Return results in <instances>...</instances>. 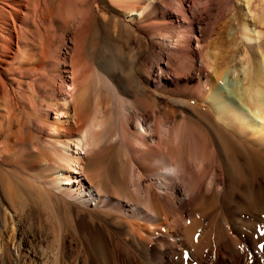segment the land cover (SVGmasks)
I'll return each instance as SVG.
<instances>
[{"label":"bare ground","instance_id":"1","mask_svg":"<svg viewBox=\"0 0 264 264\" xmlns=\"http://www.w3.org/2000/svg\"><path fill=\"white\" fill-rule=\"evenodd\" d=\"M100 1L169 43L176 60L196 71L182 103L190 126L157 122L163 109L149 102L130 69L135 60L113 47L98 0H0V159L24 172L29 167L31 180L67 204L95 203V219L125 248L119 254L140 264H264V249L253 250L224 214L231 205L242 210L236 195L264 213L253 175V167L264 173V0H244L252 24L246 19L240 26L241 71L231 73L201 49L199 27L181 9L163 34L156 24L144 26L155 0ZM236 73L242 78L231 79ZM126 99L140 119L125 108ZM35 127L39 148L27 146ZM179 187L186 194L181 203ZM209 206L217 212L210 247L200 236L201 212ZM116 252L112 264H119ZM96 253L100 264H111L109 253ZM13 256L7 250L4 264Z\"/></svg>","mask_w":264,"mask_h":264},{"label":"rangeland","instance_id":"2","mask_svg":"<svg viewBox=\"0 0 264 264\" xmlns=\"http://www.w3.org/2000/svg\"><path fill=\"white\" fill-rule=\"evenodd\" d=\"M98 3L101 7L102 20L112 27L113 47L124 58L135 60L130 69L137 74L140 83L148 92L149 102L152 97L160 109H163L158 113L157 122L166 128L186 124L188 118L190 120L192 116L182 103L190 97L189 92L195 83L196 71L185 68L178 59L176 60L173 50L168 48L169 43L154 37L145 28L140 29L137 24L129 23L124 14L104 9L100 0ZM154 3L157 9L144 21V26L156 24L162 28L163 34H168L170 33L168 28L173 27L175 18L182 14L181 9L185 13V18L190 22L194 21V25L199 27L197 37L205 54H216L219 58L218 63L223 69H227L228 73L233 70L241 71L238 60L242 57V50L238 45L240 26L247 19L244 0H202L194 17L192 9L196 6L197 0H155ZM165 8L169 9L167 13ZM247 20L252 24L250 19ZM123 24L129 25L134 31L131 34L124 31ZM194 42V48L197 49L196 40ZM237 74L229 75L231 79H238V76L239 79L242 78L241 74ZM132 101L133 99H126L124 106L131 110L134 120L140 119L131 107ZM193 102L203 108L198 100ZM53 121L54 116L49 119V122ZM153 124L154 120L148 126ZM187 125L190 126L189 123ZM30 132L32 141L29 140L27 146L31 144L39 148L37 127L30 129ZM239 161L245 166L243 157H240ZM29 169L27 167L24 172L23 166H19L17 162L0 159V264H4L7 250L14 255V258H11L12 264H100V257L96 252L103 251L110 255L116 250L121 256L118 257L119 264H140L134 256L130 258L122 256L125 248L123 250L119 238L117 240L116 236L108 234L109 237L106 228L99 219H95L93 212H98L94 209L95 203L89 209L76 202H70L71 205L65 203L45 192L31 180L28 173L31 174L32 171ZM253 175L260 187L259 194L264 204V173L253 167ZM244 190L242 187L243 195ZM217 191L221 192L223 189L220 187ZM177 193L179 203L186 199L183 188L179 187ZM233 201L238 203L242 210L237 212L235 205H231L225 210V217L232 226L242 228L244 240L253 250L264 249L263 211H251L245 198L239 195L234 196ZM210 206L201 212L205 217V224L200 233L205 239L204 243L209 247L217 237L216 231H212L211 228V220L217 212ZM77 207L84 211L79 212ZM186 215L188 221L189 213ZM119 251L124 253L119 254ZM109 257L108 261L112 264L114 259ZM169 259L171 262L177 261L173 256ZM186 259L190 260L188 254ZM158 263L157 261L156 264Z\"/></svg>","mask_w":264,"mask_h":264}]
</instances>
